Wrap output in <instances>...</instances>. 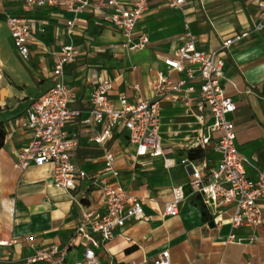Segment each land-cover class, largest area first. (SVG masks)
<instances>
[{
	"label": "crops",
	"instance_id": "1",
	"mask_svg": "<svg viewBox=\"0 0 264 264\" xmlns=\"http://www.w3.org/2000/svg\"><path fill=\"white\" fill-rule=\"evenodd\" d=\"M256 1L186 0L171 6L169 0H147L134 37L137 40L147 35L148 42L138 50H129L120 29L92 12L74 14L59 6L0 1V119L6 129L0 148V241L7 242L0 245V264L24 261L52 244L62 247L85 209L94 207L104 213L101 195L88 179L67 190L54 185L51 163L32 164L23 170L14 166L18 151L30 139V133L19 126V119L32 101L52 86L54 66L64 44L73 43L79 50L76 60L65 64L63 78L75 91L71 107L81 113L66 127L79 135L80 146L72 160L87 173L99 172L104 165L103 147L89 140L102 125L82 123L88 116L89 93L96 81L101 77L113 81L110 96L116 103L121 94L133 103L151 98L156 72L168 70L163 58L183 43L187 28L196 36L198 48L218 49L225 57L222 83L236 103V110L230 114L236 144L251 160L249 175L255 176L257 167H264V28L253 30L259 17ZM8 14L33 23L35 40L30 43L29 59H23L14 46L6 24ZM73 18L75 23L69 28L67 20ZM245 31L249 35L240 42L220 48L224 39ZM171 77L183 78L184 74L172 72ZM188 95L194 99L197 92ZM186 113L199 115L200 134L212 121L211 113L196 99L187 102L169 97L162 101L160 136L164 145L175 149L170 167L162 158H141L133 164L136 147L126 130L115 129L107 142L106 147L116 155L121 184L129 193L143 198L148 218L127 221L96 249L106 263L154 264L157 255L168 250L171 264H264V199L260 201V226L233 228L232 204L212 216L201 198L190 194L189 171L180 163L181 158L192 149L201 155H188L191 159L201 161L206 157L209 165H215L219 154L213 142L205 147L191 145L177 134L189 122ZM174 185H183L186 198L179 203L177 215H163ZM230 234L236 236L235 240L228 239ZM82 251L79 246L70 248L66 263L80 258Z\"/></svg>",
	"mask_w": 264,
	"mask_h": 264
},
{
	"label": "built area",
	"instance_id": "2",
	"mask_svg": "<svg viewBox=\"0 0 264 264\" xmlns=\"http://www.w3.org/2000/svg\"><path fill=\"white\" fill-rule=\"evenodd\" d=\"M3 1V0H0ZM27 5L59 6L74 14L92 12L109 20L120 29L129 50L146 46L147 35L134 37V28L142 18L147 0H24ZM186 0H169L171 6H179ZM259 11L255 31L264 28V0L256 1ZM76 18L67 20L71 28ZM6 24L13 43L23 59L31 56L30 43L35 40L33 23L21 16L8 14ZM249 35V31L228 37L221 43V49H228ZM78 48L73 43L62 45L53 70V84L42 95L34 99L19 119V126L30 133L28 143L17 153L14 166L26 169L32 164L51 163L56 187L75 189L81 181L88 179L101 195L104 213L96 208L85 209L79 218L68 242L39 249L35 255L15 264H67L70 248L83 249L80 258L72 264H110L99 258L96 249L115 236L116 229L127 221L147 219L144 200L129 193L119 180L120 171L116 166V155L106 147L113 137V131L126 130L128 139L135 145L132 163L137 159L162 158L164 165L174 164L172 145H164L160 136L161 103L166 98H183L187 102L196 99L201 108L211 113L212 121L206 131L200 134L197 146L205 147L213 142V149L219 154L215 165L208 159H191L188 155L180 163L189 171L190 194H197L209 213L216 216L223 207L232 204L231 226L256 229L263 221L260 201L264 199V167H257L255 176L248 174L250 158L242 153L236 144L234 121L230 118L236 110V103L225 93V57L218 49L204 50L197 47L196 36L187 28L185 38L170 54L163 58L167 72L158 70L152 80V97L139 98L130 102L121 94L116 103L110 96L113 81L101 77L89 93L88 116L82 120L87 126L102 125L98 133L89 140L104 149V165L99 172L87 173L72 157L80 146L78 133L68 131L66 125L80 116L81 111L71 107L75 91L64 81V66L76 60ZM172 72L183 73V78L174 79ZM136 88L137 85H134ZM197 92L193 99L188 93ZM172 198L164 203L163 215H177L179 203L186 198L183 185H174ZM230 234L228 239L235 240ZM251 237L250 239H253ZM6 241H0L5 245ZM2 256L0 255V261ZM154 264H171L168 250L154 259Z\"/></svg>",
	"mask_w": 264,
	"mask_h": 264
},
{
	"label": "rangeland",
	"instance_id": "3",
	"mask_svg": "<svg viewBox=\"0 0 264 264\" xmlns=\"http://www.w3.org/2000/svg\"><path fill=\"white\" fill-rule=\"evenodd\" d=\"M185 118L189 122L185 125L183 124L180 128L181 130H179L177 134L184 137L185 142L191 143V145H196L200 139V117L199 115H189L186 113ZM183 127L187 128V130H182Z\"/></svg>",
	"mask_w": 264,
	"mask_h": 264
},
{
	"label": "trees",
	"instance_id": "4",
	"mask_svg": "<svg viewBox=\"0 0 264 264\" xmlns=\"http://www.w3.org/2000/svg\"><path fill=\"white\" fill-rule=\"evenodd\" d=\"M5 138H6L5 123L4 120L0 119V148H2V146L4 145ZM188 155L190 157H195L201 154L199 152H195V151L193 152V150L191 149Z\"/></svg>",
	"mask_w": 264,
	"mask_h": 264
}]
</instances>
